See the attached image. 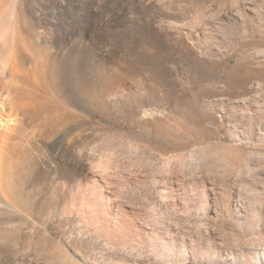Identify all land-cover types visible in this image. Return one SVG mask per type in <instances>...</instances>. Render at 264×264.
<instances>
[{"label": "rangeland", "instance_id": "rangeland-1", "mask_svg": "<svg viewBox=\"0 0 264 264\" xmlns=\"http://www.w3.org/2000/svg\"><path fill=\"white\" fill-rule=\"evenodd\" d=\"M10 1L55 37L62 110L0 140V264H264V0Z\"/></svg>", "mask_w": 264, "mask_h": 264}, {"label": "bare ground", "instance_id": "bare-ground-1", "mask_svg": "<svg viewBox=\"0 0 264 264\" xmlns=\"http://www.w3.org/2000/svg\"><path fill=\"white\" fill-rule=\"evenodd\" d=\"M53 3H55V0ZM10 6V0H0V27L4 29V34H0V140H14L17 136L15 137V133L13 132H15L16 128L19 129L20 127H23V123H37L45 125L48 121L54 119L59 114V109L60 112L62 110L61 108L58 110L49 109L50 103L47 99V95L50 96V92L55 91V89L58 90L61 84L59 76L60 72L58 66L55 65V62L57 61V57L55 58V56H57L55 54V37L50 38L48 43L45 44L44 41L41 40L42 35L39 32L40 27H38V25H42L43 20L41 18L37 19L39 20L37 21L38 24L35 23L37 25L36 29L34 28V33L30 32L27 27L20 26L21 24H18V20H15V23L8 25L6 22V12ZM18 11L19 14H22L21 9ZM52 49H54V51H52ZM103 71L105 72H103L105 75L100 77L99 87H108L110 89L114 88L115 84H117V78L113 75L107 74L108 70L106 68H103ZM80 82L81 83L78 82L80 89L84 90L82 95L86 97V99L103 97L102 93H92V90L90 91L91 87L87 83H84L83 81ZM98 100L101 101V99ZM18 129H16V131ZM7 131H9V133ZM3 144L4 143H2V146ZM9 153L11 156L7 159L8 164L14 167L18 173L21 174L20 172H23L26 166V157L24 158L22 155L25 153V150L20 153L18 149L15 150L10 148ZM77 167H79L78 171L83 179L93 181L97 177L91 167L85 165H79ZM64 172L67 176H73L77 171L73 168L66 167ZM17 182H14L13 184L11 183V186L9 184L10 187L8 186L9 190L13 193H11L12 195H16L18 192L19 185ZM71 198L73 199V202L77 203L79 210L84 209L87 202H90L88 201L90 198L88 199L85 194L81 192H77L76 195ZM106 199L109 201V197ZM8 204L9 203L6 202V205ZM93 211L90 210V216H88L91 217L92 215L91 221H93L92 224L95 226L96 223L99 224L98 222L101 221L99 220L100 216L96 213V211V214ZM81 212L85 213V210ZM119 222L111 219V221H108L107 225L115 229L121 228L120 231L128 228H125V226L123 224H119Z\"/></svg>", "mask_w": 264, "mask_h": 264}]
</instances>
